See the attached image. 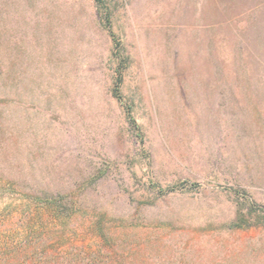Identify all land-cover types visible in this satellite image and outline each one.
<instances>
[{
	"label": "rangeland",
	"instance_id": "1",
	"mask_svg": "<svg viewBox=\"0 0 264 264\" xmlns=\"http://www.w3.org/2000/svg\"><path fill=\"white\" fill-rule=\"evenodd\" d=\"M106 2L0 0V264H264V0Z\"/></svg>",
	"mask_w": 264,
	"mask_h": 264
},
{
	"label": "trees",
	"instance_id": "2",
	"mask_svg": "<svg viewBox=\"0 0 264 264\" xmlns=\"http://www.w3.org/2000/svg\"><path fill=\"white\" fill-rule=\"evenodd\" d=\"M95 1H96L97 5L103 9V15H102V17H103L104 21H106V23H108L107 21H110L111 16H110V13H109V8L107 7V2H106L107 0H95ZM108 27H110V25ZM109 30L111 31L110 32V35L112 37H114L113 31L111 29H109ZM115 42H116L115 48L117 49L116 52L119 53V57H120L119 60H120V62L122 64L123 62H125L126 59H125V57L120 56L121 55V51H122L120 49V43H118V41L116 39H115ZM121 72H122V70L118 72L119 73L118 74L119 75V78H117V80H116V88L113 89V95H114V97L117 98L120 102L122 101V98H121V96L119 94V84L121 83V78H122V73ZM118 82H119V84H118ZM132 125H133V128L135 130H138L139 129L138 126L134 122H132ZM180 185L181 184L172 186L171 189H173V190L174 189H177ZM246 195L247 194L244 193V194H241L240 197L242 199H244L245 202H247V203L250 202V205L248 204V210L252 211V210H254L256 208L257 205H255L254 202H252L251 200H249V198H247ZM259 212H261L262 215H264V207L260 208L259 209Z\"/></svg>",
	"mask_w": 264,
	"mask_h": 264
}]
</instances>
